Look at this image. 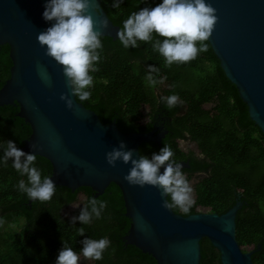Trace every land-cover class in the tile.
Here are the masks:
<instances>
[{
    "label": "trees",
    "instance_id": "trees-1",
    "mask_svg": "<svg viewBox=\"0 0 264 264\" xmlns=\"http://www.w3.org/2000/svg\"><path fill=\"white\" fill-rule=\"evenodd\" d=\"M158 2L122 0L113 8L111 0H101V6L112 21L122 27L121 21L131 12ZM100 39V59L95 62L96 71L90 72L93 77L90 96L82 103L94 110L103 122L116 120L123 131H149L153 127L152 120L160 115L171 118L165 124L168 132L161 145L142 143L140 153L151 155L167 144L176 161L190 162V168L182 172H188L189 177L197 172L205 173L195 184L193 206L183 215L199 211L198 206L209 207L212 212H225L235 202V190L242 191L248 204L238 211L236 236L243 250L256 249L261 243L253 260L255 264H264V132L250 118L247 104L226 76L210 42L208 50L198 53L195 59L165 67L163 57L151 48V41L138 42L136 48L125 49L117 39L109 36H100ZM11 64L10 47L3 44L0 46L1 87L10 76ZM149 64L159 68L158 73H153L158 82L152 86L145 80ZM190 71H197V76H190ZM162 82L167 86L158 95L155 88ZM170 94H176L182 103L169 109L160 97ZM213 100L216 104L212 109L204 107ZM144 107L149 110L146 122H142ZM17 111L19 107L13 105L0 106V141L11 139L21 147L32 129L24 118L15 114ZM185 138L196 143L203 158L179 147L178 139ZM34 164L42 176H51L52 164L46 157L36 155ZM20 179L26 180V177L12 168L10 160L7 166H0V264H54L62 240L79 253L83 236L92 239L106 236L110 241L102 258L94 260L95 264H157L152 255L123 239L131 220L125 214L122 192L116 183H110L104 193L96 197L105 201L100 217L89 224H80L70 222V217L78 214L80 207L70 215L64 211L79 200L80 193L84 196L81 207L89 197H95L90 187L81 186L72 191L55 185L50 200L31 201L15 187ZM9 219L16 224L21 221L19 232L2 231L3 223ZM81 227L82 235L77 233ZM201 245V264H222L220 252L208 238H204Z\"/></svg>",
    "mask_w": 264,
    "mask_h": 264
},
{
    "label": "water",
    "instance_id": "water-1",
    "mask_svg": "<svg viewBox=\"0 0 264 264\" xmlns=\"http://www.w3.org/2000/svg\"><path fill=\"white\" fill-rule=\"evenodd\" d=\"M100 6L91 9L94 21H108L101 36L116 39L115 24ZM216 9L217 20L209 42L228 79L236 85L248 106L250 118L264 132V0H206ZM44 0H0V46L8 44L12 65L10 76L0 88V106L16 102L18 116L30 124L32 132L19 147L36 152L52 164L55 185L75 191L88 186L95 197L110 183L122 192L131 224L123 236L126 243L152 255L157 264H201V241L208 238L220 252L222 264H255L253 254L261 249L243 250L236 236L239 199L225 212L197 211L188 215L162 207L160 191L151 185H130L123 176L130 164L108 165L105 152L123 140L138 158L140 145H161L168 130L159 126L149 131H123L116 120L105 123L92 109L73 98L74 109L65 107L59 94L70 93L61 66L44 54L37 33L50 22L42 18ZM94 27L99 28L98 24ZM37 64L47 70L51 83L45 85ZM35 145L31 148L30 145ZM181 171L190 168L179 160ZM162 171V168H161ZM32 201V199H31Z\"/></svg>",
    "mask_w": 264,
    "mask_h": 264
},
{
    "label": "clouds",
    "instance_id": "clouds-1",
    "mask_svg": "<svg viewBox=\"0 0 264 264\" xmlns=\"http://www.w3.org/2000/svg\"><path fill=\"white\" fill-rule=\"evenodd\" d=\"M122 0H111V6L117 8ZM99 15L100 6L96 0H44L42 18L50 22L36 39L43 48L44 54L61 66L65 86L73 95L65 92L59 94L65 107L74 109L73 98L83 102L90 96L93 77L90 72L96 71L95 62L100 59L102 48L100 28L107 27L108 21L101 17L94 21L92 11ZM216 9L206 0H159L154 6L141 7L131 12L121 21L122 27L116 31V39L125 49L136 48L138 42L151 41V48L163 57L164 66L173 63H186L196 58L198 53L208 50L209 37L217 20ZM98 24L99 28L94 27ZM155 34V38L154 35ZM159 68L147 65L145 80L149 86L158 81L153 73ZM37 73L45 85L51 83V76L45 68L37 64ZM164 77H160L163 80ZM160 101L167 108H172L179 101L176 94L161 96ZM34 148L35 145H30ZM21 177L15 187L26 194L29 199L48 201L55 191V183L51 176L41 174L35 166L36 152H25L11 140L0 141V166H7L8 161ZM108 165L114 166L117 161L130 164L123 179L130 185L156 187L164 199L162 207L177 209L187 214L194 204L193 189L181 171L182 164L173 158V151L163 144L151 155L133 156V149L126 148L123 140L118 146L105 152ZM162 168V171H161ZM105 208V201L89 197L87 203L80 207L78 214L70 217L71 223L89 224L92 219L99 218ZM82 235L84 229L78 228ZM104 236L92 239L83 236L80 240L79 253L62 240L54 264H78L80 257L99 260L103 250L109 245Z\"/></svg>",
    "mask_w": 264,
    "mask_h": 264
},
{
    "label": "rangeland",
    "instance_id": "rangeland-1",
    "mask_svg": "<svg viewBox=\"0 0 264 264\" xmlns=\"http://www.w3.org/2000/svg\"><path fill=\"white\" fill-rule=\"evenodd\" d=\"M198 72L197 71H190V76H197ZM188 85V83H185ZM167 86V83L166 82H162L160 83L159 86H157L155 89H156V92L158 95H160L162 93V88L166 87ZM216 104V101L213 100L211 102H208L206 104H204V107L205 108H210L212 109L214 107V105ZM142 112H143V117H142V122H146L149 118V110L147 107H144L142 109ZM178 144H179V147L184 150L185 152H188V151H193L195 154L199 151L197 146H196V143L189 140L188 138H185V139H179L178 140ZM186 176V179L188 180V182L190 183V186L192 187L193 189V192H192V196L194 198V201H195V198H196V193H195V184L205 175L204 173H194L193 175H191L189 177V173L188 172H183ZM83 194L80 193L79 194V200L68 206L67 208H65V211L64 213L66 215H70L72 213V211L78 207H81L82 203H83ZM197 209L199 211H208L209 210V207H202V206H198ZM262 209H263V212H264V205L262 206ZM21 223V221H20ZM16 224L14 223L11 219L9 220H5V222L3 223V226H2V231H6V232H13V231H20V226L21 224ZM251 247H248L247 250H250ZM78 264H95L94 263V260L92 259H85L83 258L82 256L80 257L79 261H78Z\"/></svg>",
    "mask_w": 264,
    "mask_h": 264
},
{
    "label": "flooded vegetation",
    "instance_id": "flooded-vegetation-1",
    "mask_svg": "<svg viewBox=\"0 0 264 264\" xmlns=\"http://www.w3.org/2000/svg\"><path fill=\"white\" fill-rule=\"evenodd\" d=\"M12 65V64H11ZM1 87V86H0ZM8 105H13V106H16V107H19V105L17 106V103L16 102H13V103H10V104H8ZM17 113H18V111L15 113L16 115H17ZM180 113V112H179ZM171 120V118H168V116H159V117H157V118H155L154 120H152V122H153V127L152 128H157V127H159V126H162V125H164L165 126V124L168 122V121H170ZM151 128V129H152ZM166 129V128H165ZM179 140V139H178ZM196 155L198 156V157H200V158H203V155L202 154H200L199 153V151L196 153ZM197 173H204V172H197ZM205 174V173H204ZM236 199H239V200H241L242 202H243V205H242V207H241V209L240 210H242V208H243V206L244 205H246V204H248V202L242 197V191H239V190H235V200ZM235 203V202H234ZM251 249H254L253 247H251Z\"/></svg>",
    "mask_w": 264,
    "mask_h": 264
}]
</instances>
